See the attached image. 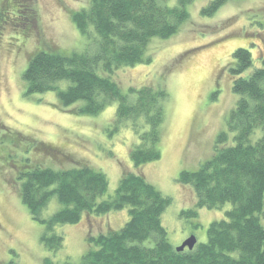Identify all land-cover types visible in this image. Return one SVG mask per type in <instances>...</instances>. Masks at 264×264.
<instances>
[{
    "label": "trees",
    "instance_id": "obj_1",
    "mask_svg": "<svg viewBox=\"0 0 264 264\" xmlns=\"http://www.w3.org/2000/svg\"><path fill=\"white\" fill-rule=\"evenodd\" d=\"M89 0L88 6L72 14L77 31L91 41L84 51H38L28 60L23 73L26 96L55 92L58 108L78 115L96 116L116 103L113 130L129 124L138 141L129 151L133 171L124 173L114 194L101 200L108 188L104 173L87 165L51 168L28 159H12L20 184V200L32 220L43 227L40 243L51 252L63 247L56 226L73 225L84 214L103 216L127 209L128 220L118 230L86 239L89 249L77 263L44 264H264V56L260 66L244 76L252 65L249 50L232 52L229 73L232 92L238 96L229 113L227 127L232 134L217 135L210 159L195 171H181L177 181L190 186L196 201L180 216L197 218V209L221 210L224 217L206 229V241L192 250L177 252L162 226L161 216L171 199L148 183L140 168L160 159L159 142L168 93L143 85L122 91L112 79L122 67L149 64V43L177 34L188 18L193 0ZM230 0H210L200 11L211 16ZM264 32V21L257 22ZM66 83L63 85V83ZM110 135V134H109ZM10 137L2 153L41 144L24 145ZM44 155L52 149L41 147ZM41 150V149H40ZM39 153V151H37ZM16 157V156H15ZM6 159V158H5ZM4 159V160H5ZM55 204L50 215L44 209ZM6 264H17L13 258Z\"/></svg>",
    "mask_w": 264,
    "mask_h": 264
},
{
    "label": "rangeland",
    "instance_id": "obj_2",
    "mask_svg": "<svg viewBox=\"0 0 264 264\" xmlns=\"http://www.w3.org/2000/svg\"><path fill=\"white\" fill-rule=\"evenodd\" d=\"M209 1L193 0L187 6L189 18L176 35L149 43V64L122 67L111 75L124 92L143 85L156 88L161 83L168 93L160 159L145 164L140 172L171 199L161 223L173 247L191 235L196 244L205 242L208 225L223 219L230 208L226 204L221 210L197 209V218L180 216L181 211L194 208L196 198L192 188L177 179L181 171H195L210 159L219 133H227L232 140L227 119L238 100L229 73L232 52L237 48L250 51L253 66L244 76L260 66L264 56V32L257 26L264 21V0H230L211 16H202L200 11ZM88 2L0 0V264L11 258L17 264H44L46 257L53 263H77L91 249L86 241L89 235L118 230L128 220L127 209L103 216L84 214L76 224L56 226L63 247L48 251L39 240L43 227L32 220L20 200L21 182L10 164L12 159H28L55 169L87 165L108 180L101 200L114 194L124 173L134 170L129 151L138 137L129 124L112 132L116 103L96 116H87L71 111L81 103L60 110L55 92L26 96L23 73L35 52H80L90 46V39L77 31L71 19ZM12 135L20 137L23 146L41 144V150L22 152L17 147L13 152L7 145L11 153L5 157L2 150ZM41 147L52 151L44 155V149L41 154ZM55 208L50 203L43 215Z\"/></svg>",
    "mask_w": 264,
    "mask_h": 264
},
{
    "label": "water",
    "instance_id": "obj_3",
    "mask_svg": "<svg viewBox=\"0 0 264 264\" xmlns=\"http://www.w3.org/2000/svg\"><path fill=\"white\" fill-rule=\"evenodd\" d=\"M196 245V238L195 236L191 235L186 238L178 247H175L177 252H181L184 249L192 250Z\"/></svg>",
    "mask_w": 264,
    "mask_h": 264
}]
</instances>
